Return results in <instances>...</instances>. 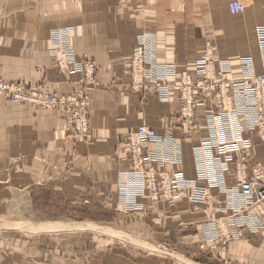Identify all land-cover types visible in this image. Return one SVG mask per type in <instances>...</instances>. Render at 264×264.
Segmentation results:
<instances>
[{
	"label": "crops",
	"instance_id": "crops-1",
	"mask_svg": "<svg viewBox=\"0 0 264 264\" xmlns=\"http://www.w3.org/2000/svg\"><path fill=\"white\" fill-rule=\"evenodd\" d=\"M230 1L244 6V14L230 15ZM258 27L264 28V0H0V80L55 95L75 92L81 76L60 75L48 54L53 44L62 43L76 60L95 66L98 84L88 90V142L72 137L63 113L0 98V200L20 193L37 202L45 194L72 205L111 209L117 213L113 221L166 251L118 248L101 253L97 264H187L189 251L199 256L195 264H264V229L244 231L226 247L202 249L204 222L209 214L222 217L226 204L218 189H210L202 206L185 201L151 204L137 197L133 205H144L143 211L129 210L121 203L118 181L128 163L117 151L140 126L161 136L171 132L181 144L182 158L165 170L195 181L192 148L197 140L173 130L178 102H160L155 94L130 87L132 50L140 35H150L156 64L189 66L212 48L220 61L251 58L260 72ZM249 140L250 164L264 166V146L257 137ZM205 181L196 185L206 188L210 180ZM224 185L230 187V181Z\"/></svg>",
	"mask_w": 264,
	"mask_h": 264
},
{
	"label": "built area",
	"instance_id": "built-area-1",
	"mask_svg": "<svg viewBox=\"0 0 264 264\" xmlns=\"http://www.w3.org/2000/svg\"><path fill=\"white\" fill-rule=\"evenodd\" d=\"M227 8L232 16L245 12L237 1H230ZM256 35L260 72L250 58L220 61L212 48L192 65L159 66L153 56L154 36L137 38L127 67L130 87L155 94L160 102H178L172 128L197 140L192 148L196 179L188 182L181 173L165 170L168 165L181 163V144L173 133L161 136L151 128L139 127L117 148L130 162L126 181L120 183L122 192L126 191L122 204L132 205L141 197L153 203L185 201L202 206L209 201L210 189L215 188L226 198L220 214L229 218L204 222L206 243L225 245L240 239L244 231L256 234L264 229V166L251 165L252 156L248 154L252 150L250 137H258L264 145V28H256ZM51 57L61 75L82 76L75 92L57 97L0 81V97L63 113L72 136L88 142L92 138L88 90L98 87L95 67L75 64L62 46H56ZM174 79L178 84L168 82ZM199 180L207 187L197 186ZM225 181H230V187H225Z\"/></svg>",
	"mask_w": 264,
	"mask_h": 264
},
{
	"label": "rangeland",
	"instance_id": "rangeland-1",
	"mask_svg": "<svg viewBox=\"0 0 264 264\" xmlns=\"http://www.w3.org/2000/svg\"><path fill=\"white\" fill-rule=\"evenodd\" d=\"M6 83L40 90L38 86L25 83ZM40 91L49 93L46 90ZM9 195L0 200V264H97L101 253L106 254L105 251L118 248L150 252L141 248L143 247L166 252L164 246L150 241L146 235L141 238L129 226L113 221L117 213L111 209L72 205L45 194L40 195L41 200L37 202H30L20 193ZM119 207V212L124 213L122 206ZM88 224L91 225L90 230L80 232L75 229L77 225ZM220 244L206 243L204 238L202 249L213 250L230 243ZM188 253L190 254L185 258L187 264H195L199 256L190 251ZM175 259L180 260L179 257ZM223 264L227 263L224 261Z\"/></svg>",
	"mask_w": 264,
	"mask_h": 264
},
{
	"label": "bare ground",
	"instance_id": "bare-ground-1",
	"mask_svg": "<svg viewBox=\"0 0 264 264\" xmlns=\"http://www.w3.org/2000/svg\"><path fill=\"white\" fill-rule=\"evenodd\" d=\"M56 46H62V47H64V48H66L67 50H68V52L72 55V57L74 58V56H73V54H72V51L70 50V47L69 46H65L64 44H62V43H57V44H53L52 45V48H51V50H50V52H49V56L51 57V52L53 51V50H55L56 49ZM52 58V57H51ZM241 58H248V57H241ZM251 59V58H250ZM74 60H75V64H81V63H83V64H85V62H83V61H79V60H76L75 58H74ZM252 60V59H251ZM88 63V62H87ZM90 64H92V63H90ZM157 65H159V64H157ZM159 66H163V65H159ZM95 67V66H94ZM60 75H61V73L60 72H58ZM80 75V74H79ZM62 76H64V75H62ZM81 78H82V76H81ZM1 82H3L2 80H0ZM3 83H5V84H9V85H14V86H24V85H17V84H10V83H6V82H3ZM25 87H27V86H25ZM31 90H33V89H31ZM58 97V96H57ZM1 99H3V100H5V101H9V102H11L10 100H6V99H4V98H2V97H0ZM12 104H22V103H13V102H11ZM42 108V107H41ZM90 109V108H89ZM70 126V125H69ZM71 127V126H70ZM140 127H142V126H140ZM144 127H146V126H144ZM139 128V127H138ZM137 128V129H138ZM149 128V127H148ZM71 133H72V131H71ZM259 139V138H258ZM260 140V139H259ZM250 141V140H249ZM261 142V141H260ZM261 144H262V142H261ZM250 145H251V147H252V143H251V141H250ZM263 145V144H262ZM264 146V145H263ZM120 153H122V152H120ZM123 155V154H122ZM125 159H126V157H125ZM127 161V160H126ZM127 163H128V169L127 170H122V171H120V173H119V175H118V181H119V185H120V183L122 182V181H126L125 179H126V174L128 173V171L130 170V162L129 161H127ZM179 173H181V172H179ZM182 174V173H181ZM183 175V174H182ZM183 177H184V175H183ZM208 180V179H207ZM206 180V181H207ZM188 182H190V181H188ZM127 185V184H126ZM121 186V185H120ZM129 185H127L126 187H128ZM124 194V196H125V194H126V191L123 193ZM225 200H226V198H225ZM160 202V201H159ZM149 203H151V204H155V203H158V202H149ZM226 203V202H225ZM127 207H129V210H134V211H143V207H144V205H140V204H138L137 205V207L135 208V206L132 204V205H127ZM225 207H226V204H225ZM224 207V208H225ZM224 208H222L220 211L221 212H223L224 211ZM227 218H229V215H227V216H219V217H213L211 214H209V216H208V219L206 220V221H211V220H216V221H218V222H223V221H226L227 220ZM264 222V221H263ZM48 223V222H47ZM91 225H77V226H75V229L76 230H78V231H83V230H90V227ZM69 227H72L71 225L69 226ZM36 228V227H35ZM93 228V227H92ZM32 229V228H31ZM80 231V232H81ZM72 232V231H71Z\"/></svg>",
	"mask_w": 264,
	"mask_h": 264
}]
</instances>
